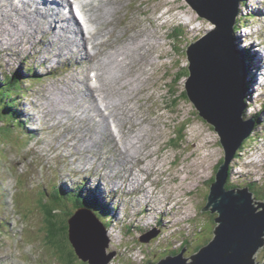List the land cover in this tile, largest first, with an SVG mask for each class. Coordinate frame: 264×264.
<instances>
[{
	"label": "rangeland",
	"instance_id": "1",
	"mask_svg": "<svg viewBox=\"0 0 264 264\" xmlns=\"http://www.w3.org/2000/svg\"><path fill=\"white\" fill-rule=\"evenodd\" d=\"M165 1L166 0L146 1L148 2L147 6L149 7V10H148L150 13L149 16H152V24L160 28L164 26L165 22H168L164 27L161 28L160 30L161 33H159L157 37L158 40H161V44L157 46L158 48L152 47V57H153L152 66L155 67L157 66V63H158L159 64L158 70L159 68L165 67L166 69H168L169 72H167V75L164 77V75H161V74L165 73V68L160 71V74L158 73V71H156L154 75L152 76V80H147V82H145L143 87H142L143 79L141 81H138L139 89L134 92L140 95V92L145 89L146 91L145 99L147 100V98L152 95L151 94L152 88L154 87V85H156V90L159 91L162 96H165L163 99L157 98L155 100H152V97H151V99L147 100L146 109H150L152 107V110L155 109V113L152 115L153 121H151L149 125V129H147V132L144 135V138L146 140L141 139V142H142L141 149L142 150H140V156L142 157L143 151H146L147 153H149L151 158L150 160H146L144 163L146 165L151 164V168L150 169L145 168V169H148L150 171L149 173L150 174L153 173L154 175L151 176L149 182L146 181L142 183L141 185L139 184L138 186L140 187H142V185L146 186L151 192L157 191L158 195L162 198V201H164V205L169 203L170 207H173L172 209L165 208V211L172 210L173 214L169 218V221H173V222L177 221L179 222V224L177 226L174 225V227L170 228L172 230L167 233L168 240L164 246L167 247L166 250L172 249L177 255L178 253L180 255L182 250L185 247L186 250L183 252L182 255L185 258H188L189 260L192 256H194V254L196 253V250L199 247L203 248L205 244L213 238L214 230L219 226L215 222V219L216 217H218V214L213 215L210 212L203 213V211L202 213H200V211L207 206L208 196L210 194V190L212 186L209 183H211L213 178H215L217 167L222 161V160L221 161L219 160L223 156H225V151L222 145L220 146L219 144L220 142L219 136L215 132H213V130L209 127L210 125L206 124L205 122H203L196 116L195 109L192 105L190 106L188 103H185L184 100H181L177 107H173V101L175 100V98L173 97V94H176L178 98L182 95V92L185 91V79L178 84H174L173 90L172 89L168 90V87L171 84L169 79L172 78V76H175L177 74L176 72L182 71L181 69L184 67V65L189 66L190 64L188 59H186V54L184 52L186 49L185 47L188 45L186 42H188L189 40L197 39V37L199 36L203 37V33L205 34L207 31H209V29L213 28L216 25H214L208 20H202L196 17L193 20L192 24L186 25L184 24L185 22L188 23L193 19V17L189 15L193 13V11L195 10L190 5H188V3L185 0H178L177 3H174L173 4L174 9H171L170 7H167L166 4H163V2ZM169 1L173 2L175 0H169ZM259 1L262 3H258V2L255 3V6L257 7L258 10L261 7L264 8V0L263 1L259 0ZM179 6H181V10L179 9ZM145 9H148V8H145ZM259 14H260L259 20L264 21V14L261 13V11L259 12ZM149 16H147V14H143L141 19L144 21V19H147ZM184 16L188 18V20L184 19L185 22L183 21ZM138 21L141 22L139 19ZM142 24L146 27L144 23ZM194 24L201 25V30H200L201 32H199L198 34L190 33L177 46V52L181 53L180 55H181V58L183 59V63H184L183 64L176 54V40H175V37L177 36L176 28L184 25L189 31H193L192 27L195 26ZM242 25H244V23H241L240 27ZM152 29H153V25H152ZM164 33H168V38H165ZM238 36L239 35L237 34V37ZM237 44L239 43L237 42ZM39 46H40V49H39ZM41 46L43 45H38V47L37 46L34 47L36 48L35 50L39 49L37 52L38 58L43 57V63L46 64L48 67V68L46 67L47 68L46 70L54 69V65H52L53 60L52 62H50L51 59H48V58L45 59V57H49L50 55L55 53L58 48H54L55 46L54 45V46H50V47H46L45 49H42ZM244 46L246 47V45ZM240 49L243 52H245L243 47H241ZM163 50H166L167 54ZM34 51L32 52L33 53L32 57L29 56L28 58H32L34 60L33 58ZM0 52L4 53L1 49H0ZM42 52H43V55H42ZM140 52L148 56L145 53V51L142 50V48L140 49ZM260 57L262 58L261 55ZM72 59L73 58H70V60ZM137 60H138V57H137ZM137 60L135 62V67L139 72H142V70H144L145 68V65L147 64L148 58L147 57L142 58V60L145 61L144 63L145 65L143 67L139 66V64L137 63ZM62 62H66V60L64 59ZM49 65H52V66L49 67ZM80 65H81L80 68H78L75 64V66H73V68L70 69V72H71L70 75L68 77L63 78L61 83L58 86H55V85L45 86L44 89L41 90L43 97L41 101L38 103V106L43 111H45L46 115H49V113H52L57 123L60 124L58 127H61V128H54L53 130L50 131L47 128H45V124H42L41 126L44 127L43 132L44 133L51 132L53 134V137L55 138L53 143H56L57 139L60 138L59 135L60 136L67 135L65 138V139H68L66 146H70L71 144L74 143L73 147L77 151V154L74 156L75 164H78L80 167L82 165H89L91 166V168H94V170L100 169L99 172L98 173L96 172V175L94 176L95 182L97 181L101 183V179L105 180V178L106 179L109 178L108 176L106 177V174L102 175V173L106 171V168H104V166L110 165L109 158H112L113 159L112 161L115 162V165H111L109 167L108 169L109 175L113 176L115 171H118L119 177H117L116 179L112 177V179H114V184L116 186H122V188L116 191V189H113V188H117L116 186L109 187V189L112 192L111 196L116 201V203L119 204V206L133 204V201L135 199H133L132 196H130L132 195V193L131 194L129 193L130 189L127 188L126 185L134 186L137 184L138 181L130 185H128V183L124 185L123 182L124 181L126 182V179H125L126 170L128 169V167L124 166L125 168H122V165L119 164L122 161L118 153L112 152V150L106 149L107 145H105V142H107V140L109 142V135L104 136L103 140L104 139H107V140H104L102 144V149H103L102 155L106 153V155H104L106 159H104V163L103 161L102 162L99 161L100 166H98V164H96L98 161L97 157L92 156V154L95 151H92L89 154L87 151L90 149L83 148L84 140L90 138L93 135L94 131L98 128V125L94 124L93 130L89 131V134H91L90 136H88L86 133V135L82 137L81 134L83 135V132H82L83 129L87 128L86 121L85 120L82 121L83 116L86 115L84 114L85 113L84 109H82L81 107L74 108L71 114V119H67V117L62 114V108H59L60 106H58L60 105V102L58 100L54 98V105H53V102H51V105L46 104L45 99L48 97V95H46L44 90L48 91L51 97L54 95L61 94L62 92L68 91V90L71 92L80 91L82 94H84L86 89H83V86H81V83H80V81L82 80L78 79L77 77L78 76H80V78L83 77L82 79L84 80L87 72H85V70L82 69L84 64H80ZM259 65L260 64H257L255 66V72L257 73L258 71H256V69L259 67ZM177 66H180L181 69L177 68ZM262 67H263V63H262ZM0 69L3 70L5 68L0 64ZM263 70L264 69L262 68V72ZM28 71L30 73L29 69ZM36 72H39V71H36ZM39 73L41 74V72ZM74 75H76V77H73ZM71 76L72 78H70ZM249 76H251V74H249ZM249 76H247V78H249ZM258 77H260V73ZM252 79L253 78L251 77L250 82L252 81ZM250 82L247 81L245 87H250L251 85ZM255 84L256 85L254 86V89L256 90V87L260 89L258 86L259 83H255ZM31 85H32L31 83L25 84V87L26 88L28 87L27 90L33 89L34 91H37L38 88L40 87L39 84H35L33 86ZM164 90H167V91L164 93L163 92ZM260 92L262 91H259L258 93ZM258 93L254 95H257ZM248 96L246 98H248ZM138 97L140 98V96ZM138 97L136 98L137 100H135L138 106L136 105L134 107L136 108V113H138L137 116L143 117L145 119V117L143 116L145 113V106L139 102ZM167 98H168V103H167ZM88 99L92 103V99L89 96L87 97V100ZM256 99H259V98L256 97ZM33 101L34 99L32 98V99H27L24 102L29 103ZM78 101L84 102V103L86 102L81 98H78ZM153 101H155V103H153ZM55 103H57V105ZM169 103L172 105L173 108H177V110L173 111V108L169 107ZM255 104L256 103H254L253 105ZM44 105L45 107H43ZM54 106L56 109L52 110ZM93 106H94V112L92 113L90 111V114L92 115H89V117H92L94 113L96 112L95 105L93 104ZM126 106L127 104H125V107ZM183 107L185 108V110H181V108ZM166 108L169 109V112L167 113H166ZM80 110H83V112H81ZM190 110H192L193 114L187 115V113ZM256 110H257V107H256ZM171 114L174 117H177L178 119L177 123H173V120L169 119ZM247 115L249 119L252 117V115L248 111H247ZM39 119H41L40 114H39ZM181 120L182 122L188 123L186 130L185 128H183V125H179V121ZM68 121H72L71 130L69 132L67 131L66 124L64 126L62 125L64 123H67ZM144 121L142 122L143 124L141 123L140 125L138 124L136 126L135 125L133 126V128L130 131L129 138L130 136H132V133L137 131L141 126H144ZM168 122H170V127L172 128L171 130L170 129L167 130L164 128L162 129L160 127L163 124L167 125ZM131 123L133 124L134 120L131 121ZM156 124H159L160 128L158 126L154 127V125ZM62 127L66 128L64 132H63L64 129ZM182 128L184 132V136L182 135L183 141L182 143H178L174 139H176V136L179 135L178 131L181 130ZM194 128H197V131L195 133H192ZM70 132L71 134H69ZM127 134L128 132L125 133V135ZM148 134H150L149 140H147ZM35 135L37 137V140L34 143L30 141L31 145L28 151L24 155L25 148L27 146V141H24L25 135L21 131H18V132L13 131V133H10V134L4 131H0V182H1L0 190L2 188V191H1L2 193L0 192V198H3L2 203H4L2 207L1 199H0V208L3 209V210H0V212L4 213V215H1L2 218L6 219L8 224L12 227V230L6 233L8 235L9 233L14 234L15 236H12V235H9V236H11L12 239H14V241L16 240V242H13V245L7 242L9 238L7 234H4L3 227L0 226V251H2L0 252V264H15L14 262L9 263V260L11 259L17 262H22L23 264H28L27 260L29 259H31V263L33 264H59L58 261L55 260L53 257L51 247L47 245L46 233L44 231L45 223H44L42 214L46 217L48 214V209H43L42 214H41V210L39 209V207H37L36 211H34L33 208L31 207V204H32L31 199L33 200V198H36V201L39 200L38 206L40 205V201L42 199H45L42 192L39 193L40 188H42L43 186L39 182L40 176H38V170L36 168L37 158L39 155V152H37V149H39V145L37 144L38 138H40V140L43 141V143L46 146H50V143L43 140V138L50 140L48 133H45L41 137H40V134H38V132ZM205 138H208V140L210 141L209 144H206ZM146 142H148V144H151V145H153L154 143H157L158 145L156 146V149L158 150L162 149L163 159H161V162L159 159L156 163L159 168L164 169L163 171L156 168L157 166L156 167L152 166V155H151L152 152L148 150L149 146L146 145ZM244 142H245V148L241 149L242 155L239 157V160L235 162L233 176H232L235 179L236 183H239L240 185L236 184L233 181L231 182L230 185L233 186V184H236L235 187L238 189L246 188L242 184H245L248 182L249 180L248 173L251 171L252 181L255 183L254 186H258V187L264 186V163L261 164L259 168L257 166H254V168L250 169L249 167V163L251 160H254L256 158H264V145H261L258 143L252 144L253 141H244ZM60 145L61 143L59 142V146ZM112 145H115V143L112 142ZM204 146L206 147L207 151L203 150L202 147ZM50 148H52L55 151L54 156L56 160H58L59 155H63L64 157H67V153L63 149H60L57 146H53V145ZM192 150L195 151L194 156H197V157L195 158L192 157L191 155ZM82 152L86 153L87 155H82L81 154ZM180 154L183 156H181ZM23 155L25 158L23 157ZM143 157L146 159L145 155ZM185 157L192 164L191 168L188 169V170H192V174H189V173L184 174V172H180L177 174L176 172H178L181 169L184 170L185 168V165H186L184 161ZM95 158H96V161L94 163ZM174 158H176V165L175 163H173V165L175 166L174 168H171L170 163L172 162ZM42 161H45V160H42ZM30 164L33 165V172H36L37 174L35 177H32V175L31 177H29L30 175L29 172L31 169ZM224 164H225V161H224ZM24 165L27 166V171L25 174H20L24 170ZM244 166H246V168ZM18 168H19L20 173L18 172ZM83 168H86L87 171H90L89 169L90 167L88 166H84ZM138 169L139 168H137V170ZM165 170L168 171V173H165ZM256 172H259V173H256ZM175 176H176V179H175ZM159 177H161L162 180ZM4 178H5V181H4ZM15 178H20V179L16 181ZM80 178L81 176L79 174L75 175V181H78ZM118 181H119V185H118ZM171 181H174V183H171ZM73 184L75 186H78L77 187L78 192L80 191L79 190L80 187L83 186L81 181L74 182ZM152 184H154L153 187H152ZM68 186L70 187L73 185L69 184ZM176 189H179V192H176ZM260 189L262 190V187H260ZM146 191L147 189L145 188V191H143V193H145ZM3 193H5L6 195L4 196ZM72 194L74 196L73 192ZM179 195H181V197L183 198V200H181L182 203L180 205L178 204ZM69 197L72 198L71 196L64 197V198H69ZM165 198L167 199L166 202H165ZM29 199L31 202L30 208H32L33 213L30 211V208H29ZM139 199H140V204H142V206L147 204L145 203L144 198L140 197ZM73 201L77 203L74 199ZM32 205H35V203ZM152 206L155 208H161L159 209V211L164 212V209L162 208L160 203L158 204L157 201H155V203L151 202L150 203L151 210L147 211V213L143 212L147 218H150L151 214L154 215V213L157 212L156 211L152 213ZM135 207H137V205H135ZM108 209L110 210L109 217L112 218L114 216L113 208L111 206L110 207L108 206ZM262 211L263 209L259 208L258 213ZM167 215L169 217L170 214H167ZM140 218H144V217H140ZM162 218L163 216L158 218L155 221V224L158 225V229L161 228V230L166 231V227L168 226L167 224L168 221L164 222ZM132 222H133L132 224L135 225V221H132ZM137 222L145 223L143 220H138ZM148 222H150V220ZM148 222H147V225H153V223L148 224ZM118 224L121 228H127L125 227V225H122L121 223H118ZM145 226L146 225L136 226V227L144 228ZM142 230L144 231V229ZM109 231L111 232V230ZM146 231L148 230H145V232ZM261 239H264V236H262ZM28 241L35 242V243H29ZM126 252H132L136 254L128 258H125L126 256H121L124 259H118L116 264H144V262L140 263L137 260L145 256V253H146V258H147L146 262H147L149 259L152 260V258L153 259L160 258L161 255H163V252H165V249L158 252V249L149 250L147 249L146 246L145 247L136 246L133 249L128 245L124 249V251L120 253V255H125ZM153 252H158V253L156 256L153 257L152 256ZM18 253L20 254L15 256V254H18ZM42 254H44L46 257H44V255ZM60 254L62 255V252H60ZM163 256L165 257L167 255H163ZM5 259L7 260L6 262L4 261ZM254 259H255L254 261L256 264L257 263L262 264L260 262L264 261V244L257 250L254 256ZM190 262L191 260H189V263ZM76 264H84V263H76Z\"/></svg>",
	"mask_w": 264,
	"mask_h": 264
},
{
	"label": "bare ground",
	"instance_id": "2",
	"mask_svg": "<svg viewBox=\"0 0 264 264\" xmlns=\"http://www.w3.org/2000/svg\"><path fill=\"white\" fill-rule=\"evenodd\" d=\"M146 1L148 0H73L76 5V8H74L71 0H0V49L4 53L7 52L9 48L6 44H9L15 37H21L22 30H24L25 34L28 37V57H32V52L36 49L34 47H38V45L47 47L55 45L54 48H58L55 53H53L49 57H45V59H51L50 62H52V60H54L56 56H62L63 51H65L64 45L66 44V40L71 42L74 35H76V37L80 39L78 49H75L73 47L72 50L71 45L67 48L71 49V54L70 57L66 58L65 60L71 65L73 64V62H75L78 68H80V64H84L82 69L87 72L84 80L82 79L83 77H77L78 79L82 80L80 81V83L81 86H83V89H86L84 94H82L80 91L71 92L68 90L51 97L50 93L44 90L46 95H48V97L45 99L46 104L51 105V102H53L54 105V98L58 100L60 102V105L58 106H60L59 108H62V114L66 116L67 119H71V114L74 108L81 107L82 109H84V114L86 115L83 116L82 121H86L87 128L83 129V135L81 134V136L84 137L86 133L88 136H90L91 134H89V131L93 130L94 124H97L98 128L94 131L93 135L90 138L84 140L83 148L90 149L87 151L89 154L92 151H95L92 156L97 157L98 161L96 164L100 166L99 161H103L104 163L105 158L103 155H101L103 150L102 144L104 140H107H103V138L105 135H109V142L108 140L107 142H105V145L107 143L106 147H109V150H112V152L118 153V155L121 157L122 162L119 164L122 165V168L128 167V169L126 170V183L130 185L138 181L134 186H126L127 188H130L132 190H136L137 187H140L138 186L139 184L141 185L146 181L149 182L151 176L154 175L153 173L150 174V171L148 169H145L151 168V164L146 165L144 163L146 160H150L151 156L149 155V153L143 151V153L141 152L143 154L142 157L140 156V150H142L141 139H145L144 135L147 132V129H149V125L151 121H153L152 115L155 113V109L152 110V107L150 109H146L147 100L151 99V97L152 100H155L157 98L163 99L165 97L156 90V85H154V87L152 88V95L149 96L147 100L145 99V89L141 92L138 91L140 92V95L134 93L139 89L138 81H141L143 79V87L147 80H152V76L156 71H158L159 66L158 63L157 66H152V47L158 48L157 46L161 44V40H155L152 34V16H149V7L147 6L148 2ZM68 3L70 4V10L68 11V16L70 17V19L66 14ZM252 6L253 5H251L250 7ZM78 8L82 10L83 20L78 11ZM75 9L77 11L78 18H81V22H79L74 15ZM256 11H261V13L264 14V11L261 10V8L259 10L256 9ZM143 14H147V16H149L147 19H144V21L141 19ZM43 18L45 20H43ZM138 19L142 23H144L146 27L141 22H139ZM194 19L195 18L193 17L190 22H193ZM74 20L76 21L77 25L74 24V27H72L71 23ZM183 21L185 22L184 19ZM167 23L168 22H165L164 26ZM78 26L80 28V31H78ZM239 28L244 29V25ZM33 31L36 32V38L31 44L29 32ZM241 32L242 31H239V29L236 32L235 28V36L238 39L236 40V42L239 43L240 48H246L244 45H246L247 43L249 44L250 48L253 49L255 45L251 41L250 35L247 34V31L245 30V33L242 32V35L240 36ZM237 34L239 35L238 37ZM257 38L260 41L264 40L261 37ZM262 44H264V42ZM141 48L148 56L140 52ZM240 48H238L236 44L237 51L242 52L244 56L246 53L243 52ZM260 55L261 54L257 55V59L253 61V64H261V67L259 65V67L256 69L258 73L255 72V69H253V75L251 77H253V81H255V83L260 84L261 82H263L264 84V70L262 72V68L264 69V63ZM67 56L65 55L64 58ZM146 57L148 58V61L145 65V61L142 60V58ZM70 58L73 59L70 60ZM136 60L140 67H143L145 65V68L144 70H142V72H139L136 69ZM261 62L263 63V67ZM11 63L12 62H7V65L11 66ZM246 66L247 63L245 62V67ZM72 68L73 66L71 67V69ZM253 68H255V66H253ZM259 73L261 77L260 80V77H258ZM37 74L40 73L37 72ZM166 75L167 73L164 74V77ZM247 76L248 74L245 75V86L247 83ZM73 77H76V75H74ZM70 78H72V76ZM261 88H264V86H260V89ZM251 89L253 91V97L256 98V95H254V86L251 87ZM247 95H249L248 92ZM88 96L92 99V103L89 101V99L87 100ZM138 96H140V98ZM137 97L139 98V102L145 106V113L143 115L145 119L143 117L137 116L138 113H136V108L134 107L137 105L135 102V100H137ZM78 98H81L86 102H79ZM256 100H252L253 103H249L248 99H246V107H250L252 111L256 112V104L253 105ZM153 103H155V101H153ZM55 104L57 105V103ZM93 104L95 105L96 112L92 117H89V115H92L90 114V111L92 113L94 112ZM125 104H127L126 107ZM43 107H45V105ZM55 109L56 108L54 106L52 110ZM80 111L83 112V110ZM167 112H169L168 108H166V113ZM249 113L251 114V112ZM49 115L50 117H53L52 113H49ZM88 118L91 120H89ZM254 118L255 122L253 125H256L257 118ZM17 119L20 123H23L21 118L17 117ZM169 119H172L173 123L178 122L177 117H174L172 114ZM133 120L134 123L132 124L131 121ZM143 121L144 126H141L137 131L132 133V136H130L129 138L130 131L133 126H136L138 124L140 125ZM206 124L210 125L209 122H207ZM167 125L163 124L160 127L162 129L164 128L167 130H171L172 128L170 127V122H168ZM112 126H114L115 129H113ZM156 126L159 127V124L154 125V127ZM186 129L187 128H185V130ZM196 131L197 128H194L192 133H195ZM126 132H128L127 135H125ZM69 134H71V132ZM66 136L67 135H64L63 138L65 139ZM147 136V140H149L150 134H148ZM63 138L61 139V142L64 140ZM249 138V135L246 136L244 141H249ZM205 141L206 144L210 143L208 138H205ZM112 142H114L115 145H112ZM219 144L221 146L220 142ZM146 145L149 146L148 150L152 152V166L156 167V162L159 159L161 162V159H163L162 149H156V146L158 145L157 143L151 145L146 142ZM244 146L245 142L241 143L237 149L241 150L242 148H244ZM202 148L203 150L207 151L205 146ZM104 155H106V153H104ZM144 155L146 156V159L143 157ZM241 155V152H238L236 157H234L233 154L230 160V163L232 164L231 168L230 164H228L227 169L228 171L230 170L228 182L233 181L236 183L235 179L232 177L233 170L235 162L239 160V157ZM184 161L186 163L184 170L181 169L176 173L178 174L180 172H184V174H192V170H188L189 168H191L192 164L187 160L186 157L184 158ZM84 166L90 167V171L93 172L94 168H91V166L89 165H82L81 167L83 168ZM137 168L139 169L137 170ZM107 173L108 172L105 171L102 173V175ZM116 173L117 171H115L113 175L115 176ZM165 173H168V171H165ZM114 176L113 178L116 179V177ZM236 184L233 185L235 186ZM72 185L75 186L74 184ZM152 186H154V184H152ZM77 187L78 186H76L74 190L78 193ZM247 191L249 194H252L253 197L257 198V195L252 193V191H250L249 189H247ZM146 192L148 194V196L146 197L149 199L152 193L150 194V191L148 189ZM176 192H179V189H176ZM181 200H183V198L181 197V195H179V205L182 203ZM106 201H108V204L111 202L108 198ZM160 205L162 206L161 203ZM156 211L157 210L152 206V213ZM109 212L110 210L108 209V215L110 214ZM141 216L142 215H140V217ZM112 218L115 219L114 216ZM49 246L52 249L54 259L57 260L59 264H66V261H63L64 252L62 248H60L55 244V242H53L52 237H50L49 239ZM60 252H62V255L60 254ZM44 257L46 256L44 255ZM137 261L140 262V259H138ZM260 263L264 264V261Z\"/></svg>",
	"mask_w": 264,
	"mask_h": 264
},
{
	"label": "water",
	"instance_id": "3",
	"mask_svg": "<svg viewBox=\"0 0 264 264\" xmlns=\"http://www.w3.org/2000/svg\"><path fill=\"white\" fill-rule=\"evenodd\" d=\"M199 17L216 25L212 34L187 51L190 61V76L186 84V95L200 110L202 117L220 138L226 154L221 165L207 206L203 212L218 214L219 225L215 239L204 247L191 262L180 256L168 258L158 264H255L254 256L263 246L264 203L262 212L247 195V188L237 194L227 190L228 164L238 146L246 136L252 135L255 118L243 121L246 110V68L242 52L236 49L234 26L238 17V0H186ZM210 33V32H209ZM252 196V194H250ZM200 211V213L202 212ZM69 242L76 256L83 263L109 264L114 255H107L109 240L104 226L89 209H80L66 221ZM65 227V228H66ZM150 239V238H149ZM149 239H145L148 241Z\"/></svg>",
	"mask_w": 264,
	"mask_h": 264
},
{
	"label": "trees",
	"instance_id": "4",
	"mask_svg": "<svg viewBox=\"0 0 264 264\" xmlns=\"http://www.w3.org/2000/svg\"><path fill=\"white\" fill-rule=\"evenodd\" d=\"M237 28H236V32H237ZM236 40H238L236 38ZM237 47L239 48L240 45L237 44ZM246 56V54L244 55ZM251 67V66H250ZM253 74L251 73V76ZM249 76V74H248ZM249 76V77H251ZM17 77L15 78H10L6 81V84H0V124L2 125V122H6L9 121L10 123L12 122L13 126H10L9 123H7L6 125H4L2 127V129L0 131H4L7 133H13V131H21L20 128L18 127H22L23 123H20L19 120L17 119V117L21 118L20 115H18L14 108H15V103H13L15 100L13 99V96L11 95V88H13L14 86V80H16ZM18 83V81H16ZM173 94V93H172ZM10 99V101L8 100ZM10 102V103H9ZM251 105V104H250ZM17 116V117H16ZM16 120V121H15ZM16 123V124H14ZM12 127H14L12 129ZM181 134H182V130H181ZM214 182V180H213ZM229 188H231L232 186H228ZM262 187V186H260ZM258 187V188H260ZM49 189L51 190L50 193L48 192H44V198L42 199L41 202L45 201L47 197H49V202L48 204H45V206L48 208V213L50 215L49 217V228H50V236L53 239V242H55L57 245L60 246V248H62L64 254V262L66 261V264H76V263H72L70 262L71 259H75L76 258V254L74 252L73 247L71 246V244L67 241V230L64 228V226H62V221L64 222V220L58 216L57 214L54 213V211H57L58 209H62L65 211H69L68 207H67V203L73 204L74 208L73 209V214L79 209L81 208V206H88L93 212H95L99 218L104 222V224L107 227V224L109 223V217L106 211V207L105 206H101L100 201L97 197L91 198V194H93V190L89 189L87 192V195L83 196V189H84V185L80 187V191L77 193H75V195L73 196V194H71V197L80 205H78L77 203H75L73 201L72 198H64L67 197L68 193L63 189H57L56 187H49ZM261 190V189H260ZM262 191V190H261ZM60 195L63 196V198H60ZM256 195V194H255ZM52 202V203H51ZM45 202H43L44 204ZM57 225H61L60 229L57 230ZM70 260V261H69ZM152 260H150L148 263H150ZM78 263V262H77Z\"/></svg>",
	"mask_w": 264,
	"mask_h": 264
},
{
	"label": "clouds",
	"instance_id": "5",
	"mask_svg": "<svg viewBox=\"0 0 264 264\" xmlns=\"http://www.w3.org/2000/svg\"><path fill=\"white\" fill-rule=\"evenodd\" d=\"M229 164H230V168H231L232 164H231V163H229ZM220 166H221V165H220ZM220 166H219V167H220Z\"/></svg>",
	"mask_w": 264,
	"mask_h": 264
}]
</instances>
